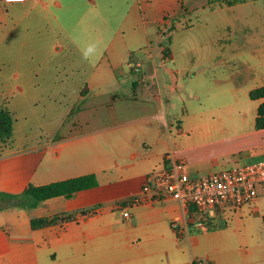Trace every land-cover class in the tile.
Segmentation results:
<instances>
[{"label": "crops", "instance_id": "crops-1", "mask_svg": "<svg viewBox=\"0 0 264 264\" xmlns=\"http://www.w3.org/2000/svg\"><path fill=\"white\" fill-rule=\"evenodd\" d=\"M104 1L108 0H90L92 4ZM75 2L77 0H25L5 4L0 0L4 7L27 5L22 12L28 13L46 11L50 6L60 11L66 3ZM180 3L181 0H132L126 17L127 33L123 30L125 24L122 27L123 41L118 43L113 37L99 59L84 58V66L90 71L82 69L77 114L83 120L88 113L97 115L96 105L89 101L105 97L111 102L105 100L107 105L124 101L123 110L128 117L70 137L50 133L45 140L32 142L27 150L12 149L11 153L0 155V192L21 193L31 184L46 185L88 174H94L98 182L92 189L70 198L45 200L33 209L0 210V264H192L199 259L210 264H264V239L249 234V228L236 252L229 250L226 243L218 247L210 245L215 231L206 226L204 215L190 213L178 199H160L153 191H142L149 175L167 164L168 155L183 160L189 176L195 178L236 163L252 162L238 154L245 149H264V129L254 128L257 108L264 98L252 100L249 96L251 91L264 86V43H252L254 36L264 34V27L257 25L264 18L258 12L244 14L252 15V23L256 20V28L250 33L252 38L230 45L219 13V22H214L219 29L214 32L209 22L208 30L214 33V38L205 40L202 63L194 65L197 66L194 71L191 65H179L173 48L167 45L172 46L169 32L176 29L173 18L179 11H183L181 15L189 14L183 4L179 7ZM239 19L249 22L247 17ZM2 21L4 14L0 12ZM170 22L167 30L160 27ZM148 23L159 26L162 43L157 46L149 38ZM60 28L59 34L66 39L72 35L66 23L60 22ZM243 30L239 29L241 33ZM165 39L167 42L163 43ZM154 47L161 56L160 65L154 59ZM52 50L79 52L83 49L70 39L63 44L55 42ZM77 56L73 55L74 63L78 61ZM130 58L137 59L131 62ZM143 59L148 61L147 69ZM136 65L140 66V72L134 70ZM100 66H107L116 76L111 80L100 76ZM77 68L82 67L77 65ZM133 73L138 76L130 77ZM28 88V95L34 98L36 85ZM19 90L24 92V87L20 86ZM244 96L255 101L253 129L232 141L221 140L206 148L196 145L193 135L208 136L218 131L216 128L223 129V125L232 127L231 122L226 125L203 118L192 125L188 120L197 109L191 111L189 106L204 97H228L234 101L225 108L205 111L204 118L212 119L224 111L236 115L242 104L239 99ZM57 98H66V92H60ZM176 101L188 108L182 121L177 120L172 109ZM233 122L237 129L243 119L236 118ZM63 126V122H59L56 128ZM12 140L8 143L10 147ZM2 145L5 144L0 141ZM261 154L258 157L264 156ZM233 155H237L232 161L234 164L228 166L224 160ZM262 208L264 192L250 205L215 212L214 217L256 213ZM124 211L129 213L126 218ZM53 217L70 219L36 229L30 226L32 219ZM173 222L186 228L182 236L171 228Z\"/></svg>", "mask_w": 264, "mask_h": 264}, {"label": "rangeland", "instance_id": "rangeland-1", "mask_svg": "<svg viewBox=\"0 0 264 264\" xmlns=\"http://www.w3.org/2000/svg\"><path fill=\"white\" fill-rule=\"evenodd\" d=\"M131 4L132 0H108L98 4H92L90 0H77L75 3H66L60 11L50 6L46 11L36 10L29 13L22 12L24 8L27 9V5L12 8L0 4V12L4 14V21L0 22V107L6 108L12 114L14 129V143L11 144V147L8 144L0 146V155L9 154L12 149L27 150L29 145L33 144L32 142L45 140L50 133L70 137L105 127L114 120L128 117V113L123 110L124 101L120 100V102L107 105L105 97L93 98L89 101L93 106L96 105L97 115L88 113L86 119L83 120L76 111L80 106L77 101V91L81 85L82 69L90 71V68L84 66V58L89 56L94 60L99 59L103 54V48L113 37L119 41L118 43L123 41L122 27L125 24L123 30L127 33L129 23L126 22V17ZM182 4L189 14L181 15L183 11H179V14L173 18L172 23L176 29L170 31V34L168 33L172 39L170 42L172 46L169 43L167 45L171 50L173 48L176 56L175 61L179 65H191L190 69L194 71H197V66L194 65L202 63L205 40L207 41V37L214 38V33L208 30L209 22H211L214 32L219 29V25L214 24V22H219L217 16L219 13L222 14V22L227 28V39L230 45H234L236 41L246 42L252 38L250 33L256 28V20L252 23V15L244 14L258 12L264 18V0H255L254 3L241 2L232 6H226L217 0H181L179 7H182ZM244 17L249 19L248 23L246 20L239 19ZM147 21H150V18H147ZM60 22L66 23L72 30V35L67 39L65 35L59 34L61 31ZM29 24L32 25L30 30ZM170 25L171 22L160 27L167 30ZM257 25L264 27V20L261 18ZM158 27L150 23L147 25L149 38L154 46L162 43L161 35H158ZM240 28L245 29L242 31L244 33L239 31ZM70 39L82 46L83 50L79 52L52 50L55 42L63 44ZM165 42L167 39L163 43ZM252 43L263 44L264 34L254 36ZM90 47L92 51L88 52ZM154 48V59L160 65L162 63L161 56L157 52L158 48ZM76 54L78 61L74 63L73 55ZM135 57H138V53H135ZM134 59L130 58L129 61L133 62ZM69 60L71 61L69 62ZM142 61L144 68L147 69L146 62L148 61L145 59ZM68 64L71 66L68 67ZM77 65L82 68H77ZM166 65H170V63ZM77 70L80 72H76ZM99 72L100 76L108 80H111L114 75L116 76V73H112L107 66H100ZM137 72H140V66ZM137 76L138 74L135 73L130 75L132 78ZM33 84L36 85L35 97L30 98L28 87ZM20 86L24 87V92L19 90ZM60 92L62 94L66 92V98L58 99L57 96ZM106 101L108 102V99ZM233 101L228 97L221 99L204 97L189 106L191 111L197 109V112L195 111L188 120L192 125H196L203 118L208 122L222 121L226 125L231 122L232 127L223 125V129L216 128L218 131H214L208 136L193 135L196 145L206 148L209 144L221 140L232 141L239 134L253 129L255 101L250 100L248 96L239 99L242 102L239 105L240 113L233 115L224 111L220 115H215V119H211L209 116L207 119L204 118L205 111H212L221 106L225 108ZM172 109L177 115V120L180 121L183 120V115L188 112V108L180 101H176ZM236 118L243 119V124L237 129L233 122V119ZM59 122L64 124L60 129L56 128ZM174 126H177V122L174 123ZM52 129L53 132H50ZM261 153L264 154V149H245L238 154H241V158L258 161L264 158V156L258 157V155H262ZM236 156L233 155L230 157L231 159H225V164L233 165L232 161ZM244 163L240 162L234 165ZM10 208L12 207L2 210ZM214 214V211H210L203 216L206 222H210L213 228L210 230L215 231L212 233L210 245L218 247L220 244L226 243L229 250L236 252L240 248L242 238L246 236L248 228L250 229L249 234L264 239V208L260 212L249 211L234 216L214 217ZM210 216L214 219H211Z\"/></svg>", "mask_w": 264, "mask_h": 264}, {"label": "built area", "instance_id": "built-area-1", "mask_svg": "<svg viewBox=\"0 0 264 264\" xmlns=\"http://www.w3.org/2000/svg\"><path fill=\"white\" fill-rule=\"evenodd\" d=\"M1 1L10 4L25 0ZM134 70L137 72L139 65ZM165 159L167 164L149 175L142 191H153L160 199H178L187 208L194 206L202 215L250 205L260 192H264V158L195 178L189 176L183 160L174 159L171 155ZM123 216L126 218L129 213L124 211ZM171 228L180 236L186 232V228L176 222L171 224ZM192 264L210 263L199 259Z\"/></svg>", "mask_w": 264, "mask_h": 264}, {"label": "trees", "instance_id": "trees-1", "mask_svg": "<svg viewBox=\"0 0 264 264\" xmlns=\"http://www.w3.org/2000/svg\"><path fill=\"white\" fill-rule=\"evenodd\" d=\"M218 2L232 6L236 3L245 2L247 0H217ZM252 100L264 98V86L255 89L249 94ZM254 128L256 130L264 129V102L257 108ZM13 135V118L12 114L6 109L0 107V141L8 144L12 140ZM98 185L96 176L88 174L67 180L57 181L46 185H29L21 193L9 194L0 192V210L7 207H19L22 209H33L39 203L53 198H70L73 194L92 189ZM189 212L192 214H200L194 206H189ZM68 218L53 217L32 219L30 226L33 229L46 227L58 221L69 220ZM208 228H212L210 222L204 221Z\"/></svg>", "mask_w": 264, "mask_h": 264}, {"label": "clouds", "instance_id": "clouds-1", "mask_svg": "<svg viewBox=\"0 0 264 264\" xmlns=\"http://www.w3.org/2000/svg\"><path fill=\"white\" fill-rule=\"evenodd\" d=\"M92 51V49H91V47L88 49V52H91ZM85 55H87V53H85Z\"/></svg>", "mask_w": 264, "mask_h": 264}]
</instances>
